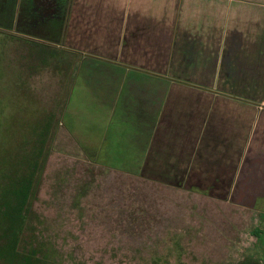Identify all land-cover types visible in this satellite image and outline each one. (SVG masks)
<instances>
[{"label": "crops", "instance_id": "0c3cea01", "mask_svg": "<svg viewBox=\"0 0 264 264\" xmlns=\"http://www.w3.org/2000/svg\"><path fill=\"white\" fill-rule=\"evenodd\" d=\"M0 30L100 83L124 171L264 211V0H0Z\"/></svg>", "mask_w": 264, "mask_h": 264}, {"label": "rangeland", "instance_id": "374dc122", "mask_svg": "<svg viewBox=\"0 0 264 264\" xmlns=\"http://www.w3.org/2000/svg\"><path fill=\"white\" fill-rule=\"evenodd\" d=\"M32 43L0 30V177L14 146L40 148L35 165L19 156L22 244L61 264H264V211L90 159H113L99 150L100 83Z\"/></svg>", "mask_w": 264, "mask_h": 264}, {"label": "trees", "instance_id": "16d2710c", "mask_svg": "<svg viewBox=\"0 0 264 264\" xmlns=\"http://www.w3.org/2000/svg\"><path fill=\"white\" fill-rule=\"evenodd\" d=\"M102 117L103 124L99 129V138L103 140L101 141L99 150L106 152L107 155L113 159L109 161L106 158H98V155H96L97 151L95 152V158L89 155L91 156L90 159L97 163L123 170L119 162L120 160L116 155V150L109 145V141H114L115 133L112 130H105L106 119L104 115H102ZM47 124L48 122L45 123L44 128L48 127ZM26 144L27 145H24L23 149H18L17 144L12 151L10 150V156L7 159L9 165L4 168L3 176L0 177V181L2 182V198L0 199V264H61L50 259L47 255L42 254L37 246H26L21 243L22 225L25 217L24 211L32 183L31 174L27 173L24 169L23 162H25V159L28 160V158H30L35 165L36 156L40 153V148L36 147L37 145H35V143ZM102 152H100L101 155ZM15 155H17V157H15ZM19 156L21 159H24L23 162ZM6 162L4 163L7 164ZM22 170H25V172L22 173ZM19 172H21L20 177L21 174L22 177L26 176L24 178L27 180L28 186L26 187V193L21 189L19 184L22 177L19 178L16 176ZM8 204L13 207V210L10 212L6 209Z\"/></svg>", "mask_w": 264, "mask_h": 264}]
</instances>
